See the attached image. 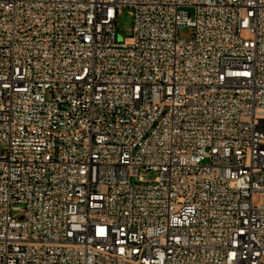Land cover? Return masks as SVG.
Wrapping results in <instances>:
<instances>
[{"label":"built area","instance_id":"built-area-1","mask_svg":"<svg viewBox=\"0 0 264 264\" xmlns=\"http://www.w3.org/2000/svg\"><path fill=\"white\" fill-rule=\"evenodd\" d=\"M0 264H264V0H0Z\"/></svg>","mask_w":264,"mask_h":264},{"label":"rangeland","instance_id":"rangeland-1","mask_svg":"<svg viewBox=\"0 0 264 264\" xmlns=\"http://www.w3.org/2000/svg\"><path fill=\"white\" fill-rule=\"evenodd\" d=\"M116 25L118 27L117 36L118 39H122V37H128L130 35V28H131V17L128 9H122L120 14L117 17ZM190 34V30L188 28H181L179 30V36L186 38ZM141 176L145 181H151L155 177V174L147 172V171H141ZM259 196L255 195L253 196V201H258ZM16 210H13L15 212Z\"/></svg>","mask_w":264,"mask_h":264}]
</instances>
